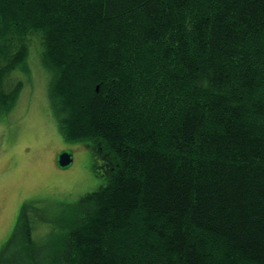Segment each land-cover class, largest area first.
Listing matches in <instances>:
<instances>
[{"label": "trees", "instance_id": "1", "mask_svg": "<svg viewBox=\"0 0 264 264\" xmlns=\"http://www.w3.org/2000/svg\"><path fill=\"white\" fill-rule=\"evenodd\" d=\"M33 37L109 167L50 264H264V0H0V111Z\"/></svg>", "mask_w": 264, "mask_h": 264}, {"label": "rangeland", "instance_id": "2", "mask_svg": "<svg viewBox=\"0 0 264 264\" xmlns=\"http://www.w3.org/2000/svg\"><path fill=\"white\" fill-rule=\"evenodd\" d=\"M39 51L36 40L22 65L8 73L6 84L21 86L0 111V264H44L56 254L82 212L79 199L103 184L109 171L95 142L68 140L59 131L48 102L51 72ZM63 151L72 155L65 166L58 163Z\"/></svg>", "mask_w": 264, "mask_h": 264}, {"label": "water", "instance_id": "3", "mask_svg": "<svg viewBox=\"0 0 264 264\" xmlns=\"http://www.w3.org/2000/svg\"><path fill=\"white\" fill-rule=\"evenodd\" d=\"M72 162V155L69 152L63 151L58 156V163L62 166L68 165Z\"/></svg>", "mask_w": 264, "mask_h": 264}]
</instances>
